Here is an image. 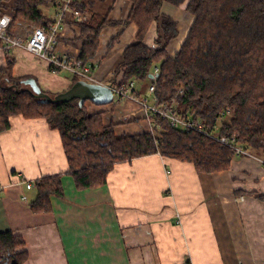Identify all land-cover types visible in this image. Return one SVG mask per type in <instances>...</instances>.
<instances>
[{
    "label": "crops",
    "instance_id": "1",
    "mask_svg": "<svg viewBox=\"0 0 264 264\" xmlns=\"http://www.w3.org/2000/svg\"><path fill=\"white\" fill-rule=\"evenodd\" d=\"M79 1L89 10L74 9L81 17L66 15L54 51L78 57L86 42L78 23L90 12L103 15L107 23L87 60L97 82L113 85V70L121 64L125 47L137 42L138 28L127 21L132 2ZM188 1H164L161 6L177 23V33L165 47L170 57L194 19L186 9ZM15 2L0 8V30L7 31ZM42 8L47 18L56 11L52 2ZM35 26L16 20L11 34L26 38ZM159 34L160 21L151 23L144 43L157 47ZM2 44L0 40V66L12 57L13 76L32 77L48 93L72 84L68 72L50 71L45 61L21 47L7 53ZM125 101L90 103L95 107L90 110L109 111L113 118L104 117L103 122L116 123L118 134L149 131L147 111ZM9 123L0 131V182L5 185L0 191V232L9 230L23 239L24 264H263L264 199L257 194H264V173L255 160L233 157L227 169L198 173L192 162L153 153L116 162L99 186L77 188L58 129L44 117L22 114L10 115ZM44 175L60 176L62 195H50L51 210L34 211L30 202L37 188L26 189L22 180Z\"/></svg>",
    "mask_w": 264,
    "mask_h": 264
},
{
    "label": "trees",
    "instance_id": "2",
    "mask_svg": "<svg viewBox=\"0 0 264 264\" xmlns=\"http://www.w3.org/2000/svg\"><path fill=\"white\" fill-rule=\"evenodd\" d=\"M9 0H0V8ZM164 1L179 5L185 0H131L127 21L136 24L137 42L125 47L123 60L113 70L112 84L128 86L146 99L148 85L154 81L157 104L176 101L177 112L196 110L195 117L213 125L221 111L220 131L236 139L254 153L264 151V0H189L186 9L194 16L191 27L178 51L170 57L166 43L176 35V21L161 12ZM58 0H16L14 15L7 29L11 34L16 20L48 26L50 19L42 7ZM71 7L87 13L84 1L73 0ZM66 18V17H65ZM160 21L161 34L149 46L143 39L151 23ZM107 23L103 15L91 13L79 26L86 34L79 58L88 62L94 54L98 34ZM163 39V41L161 40ZM161 44V45H160ZM14 59L0 66V131L9 128V116L44 117L58 129L62 138L69 172L77 188L95 187L106 181L116 162L153 153L192 162L198 173L227 169L234 151L217 140L194 131L171 127L168 120L152 115V131L117 135L114 124H104L102 112L89 113L86 101L80 106L74 98L48 103L35 98L22 82L26 77L13 76ZM157 67L156 78L151 79ZM56 72V71H53ZM118 78V80H117ZM72 77V83L78 80ZM183 91H179L178 88ZM149 91V90H148ZM48 93V92H47ZM53 95L52 93H49ZM124 100L114 94L113 103ZM147 100V99H146ZM88 103V102H87ZM157 140V141H156ZM37 197L30 202L34 211L51 210L50 195H62L59 175L36 179ZM264 199V194H257ZM24 241L11 231L0 232V264H24L27 252Z\"/></svg>",
    "mask_w": 264,
    "mask_h": 264
},
{
    "label": "built area",
    "instance_id": "3",
    "mask_svg": "<svg viewBox=\"0 0 264 264\" xmlns=\"http://www.w3.org/2000/svg\"><path fill=\"white\" fill-rule=\"evenodd\" d=\"M73 0H58L60 3L56 11L50 15V23L48 26H35L32 32L26 38L9 35L5 30H0V40L3 44V49L8 53L13 47H21L26 51L32 53L37 58L45 61L50 71L56 72H68L71 75L78 76L79 79L86 80L88 82H97L96 77L92 70V64L85 62L83 59L76 57L71 58L66 55H61L54 51V46L57 41V35L62 30L65 24V17L68 13H74L77 17H81V14L75 11L71 7ZM156 71L158 68L153 69L150 75L151 79L156 78ZM55 72V73H56ZM114 93H118L121 98L128 99L139 103L140 107L147 111L144 114L150 124V130L152 131L153 122L151 121L152 115H158L161 118L168 120L171 127L182 129L185 131H194L201 135H205L209 138L219 141L220 143L228 146L234 151V157H245L255 160L261 167L264 173V151L260 154L254 153L249 149L243 147L241 143L236 139V135L230 136L223 134L220 131V123L222 122V114L224 111L227 113L228 108L221 111V116L216 118L213 125H205L203 121L195 117V112L191 110L189 113L181 114L177 112L176 101H171L168 104L158 105L156 96L152 97L153 102H148L146 99L139 100L136 95L132 92L134 87V81L131 80L128 86L115 87L111 85ZM148 90L152 94L155 90V82L152 81L148 85ZM179 91H183L180 87ZM157 141V140H156ZM26 189L34 187L36 180H22ZM5 185L0 182V191ZM25 200L26 195H22ZM264 264V257H262ZM180 264H188L186 260L181 261ZM241 264V263H240Z\"/></svg>",
    "mask_w": 264,
    "mask_h": 264
},
{
    "label": "water",
    "instance_id": "4",
    "mask_svg": "<svg viewBox=\"0 0 264 264\" xmlns=\"http://www.w3.org/2000/svg\"><path fill=\"white\" fill-rule=\"evenodd\" d=\"M22 82L28 86L26 90L35 98L48 103L64 102L77 98L80 106L84 101H91L94 104H106L111 102L114 96L111 85L100 82H88L83 79L76 80L64 91L53 95L44 91L32 77L23 79Z\"/></svg>",
    "mask_w": 264,
    "mask_h": 264
},
{
    "label": "rangeland",
    "instance_id": "5",
    "mask_svg": "<svg viewBox=\"0 0 264 264\" xmlns=\"http://www.w3.org/2000/svg\"><path fill=\"white\" fill-rule=\"evenodd\" d=\"M81 16H82V14H81ZM65 73L66 72H63L62 73V75H65ZM69 77H71L72 78V75L71 74H68V73H66ZM26 87H28L27 85H26ZM146 93L148 94V96L146 97V99H147V101L148 102H153V100H152V96H151V94L149 93V91H148V89L146 90ZM52 94H54V93H52ZM140 100H144L143 98H140ZM133 102V101H132ZM135 102V101H134ZM90 103H92L91 101H88V106L86 107V110H88L89 111V113H92L91 112V110L90 109H93V108H95V107H92L93 105L92 104H90ZM124 103H126V101H125V99H124V101H122L121 102V105L122 104H124ZM136 104H139V103H137V102H135ZM92 105V106H91ZM112 111V110H111ZM111 116V117H110ZM113 118V116L112 115H110V113H109V111H102V115H101V118L103 119V118ZM120 120H122V119H120ZM104 123V122H103ZM111 123H113V122H111ZM105 124V123H104ZM114 124V132L116 131V128H115V125H116V123H113ZM115 134H117V135H121L120 133L118 134L117 132H115Z\"/></svg>",
    "mask_w": 264,
    "mask_h": 264
},
{
    "label": "bare ground",
    "instance_id": "6",
    "mask_svg": "<svg viewBox=\"0 0 264 264\" xmlns=\"http://www.w3.org/2000/svg\"><path fill=\"white\" fill-rule=\"evenodd\" d=\"M55 94V93H54ZM113 95H114V93H113ZM114 97V96H113ZM113 100V99H112ZM109 103V102H108ZM224 109H226V108H224ZM194 112H195V115H196V110H193Z\"/></svg>",
    "mask_w": 264,
    "mask_h": 264
},
{
    "label": "flooded vegetation",
    "instance_id": "7",
    "mask_svg": "<svg viewBox=\"0 0 264 264\" xmlns=\"http://www.w3.org/2000/svg\"><path fill=\"white\" fill-rule=\"evenodd\" d=\"M115 94V93H114ZM138 98V97H137ZM139 99V98H138ZM140 100V99H139Z\"/></svg>",
    "mask_w": 264,
    "mask_h": 264
}]
</instances>
